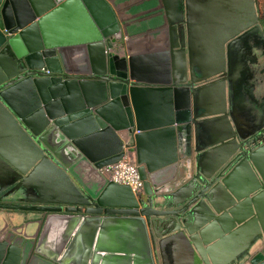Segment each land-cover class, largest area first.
<instances>
[{
    "label": "water",
    "instance_id": "water-1",
    "mask_svg": "<svg viewBox=\"0 0 264 264\" xmlns=\"http://www.w3.org/2000/svg\"><path fill=\"white\" fill-rule=\"evenodd\" d=\"M153 8L139 57L110 0H0V264H264L256 0Z\"/></svg>",
    "mask_w": 264,
    "mask_h": 264
},
{
    "label": "crops",
    "instance_id": "crops-1",
    "mask_svg": "<svg viewBox=\"0 0 264 264\" xmlns=\"http://www.w3.org/2000/svg\"><path fill=\"white\" fill-rule=\"evenodd\" d=\"M113 2L117 13L122 22L123 18L129 31V38H125V42L129 46V50L135 53V56H154L157 54L158 48H152L153 42L140 44L148 41L159 26L154 23L151 18L149 7L152 10L156 0H110ZM144 35V36H143Z\"/></svg>",
    "mask_w": 264,
    "mask_h": 264
},
{
    "label": "built area",
    "instance_id": "built-area-1",
    "mask_svg": "<svg viewBox=\"0 0 264 264\" xmlns=\"http://www.w3.org/2000/svg\"><path fill=\"white\" fill-rule=\"evenodd\" d=\"M104 173L111 181L120 185L129 186L134 191L143 186L137 166L128 161L127 158L113 166L105 168Z\"/></svg>",
    "mask_w": 264,
    "mask_h": 264
},
{
    "label": "flooded vegetation",
    "instance_id": "flooded-vegetation-1",
    "mask_svg": "<svg viewBox=\"0 0 264 264\" xmlns=\"http://www.w3.org/2000/svg\"><path fill=\"white\" fill-rule=\"evenodd\" d=\"M256 6H257V10H258V17H259V25L262 28V30L264 31V0H256ZM243 37V36H242ZM248 39H244V41ZM243 41V43H244ZM259 41V42H258ZM255 45H259L260 46V40H256ZM243 46L246 47H250L249 44H243ZM258 54H259V60L262 62V66H264V51L259 49L258 50ZM253 85H251L252 88Z\"/></svg>",
    "mask_w": 264,
    "mask_h": 264
}]
</instances>
